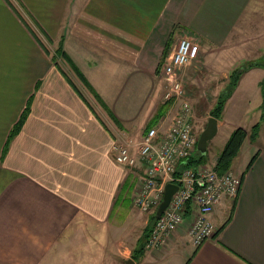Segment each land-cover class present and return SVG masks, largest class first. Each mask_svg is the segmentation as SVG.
<instances>
[{"label":"crops","instance_id":"0c3cea01","mask_svg":"<svg viewBox=\"0 0 264 264\" xmlns=\"http://www.w3.org/2000/svg\"><path fill=\"white\" fill-rule=\"evenodd\" d=\"M184 36L205 64L220 59L223 83L255 64L216 135L258 133L230 167L241 184L215 207L212 237L193 246L186 216L165 247L134 261L158 208L133 205L147 165L116 163L113 146L139 141L152 122L160 134L172 125L181 104L163 111L157 67ZM258 49L264 0H0V264H264V59L239 62Z\"/></svg>","mask_w":264,"mask_h":264},{"label":"built area","instance_id":"2783aa9c","mask_svg":"<svg viewBox=\"0 0 264 264\" xmlns=\"http://www.w3.org/2000/svg\"><path fill=\"white\" fill-rule=\"evenodd\" d=\"M198 53L199 42L184 36L171 47L163 61L161 72L166 83L163 98L181 100L169 129L160 134L156 128H151L135 143L129 140L113 146L116 163L134 167L138 155L147 164L143 184L133 197L141 212L159 206L168 183L177 186L162 215L150 229L146 250L165 247L186 216L190 218L187 235L193 246H200L215 231L211 221L215 207L224 197L233 199L241 184L240 177L231 170L218 173L214 165L207 163L190 167L181 164L198 151L197 136L190 119L191 106L186 100L182 78L183 68L194 61Z\"/></svg>","mask_w":264,"mask_h":264},{"label":"rangeland","instance_id":"374dc122","mask_svg":"<svg viewBox=\"0 0 264 264\" xmlns=\"http://www.w3.org/2000/svg\"><path fill=\"white\" fill-rule=\"evenodd\" d=\"M258 50L264 53V49ZM239 59H243L239 61L241 64L242 62L244 63L245 60L256 61L258 59H264V55H258L254 57L253 55L250 56L248 52L245 53V55H243L242 58ZM213 61L216 62V65H213L211 63H209V65L205 64V59H203V55L201 53H198L195 60L192 61L188 66L184 67L182 70V78L184 89L186 92V100H188L191 106L190 119L197 139L201 132L204 130L207 124V120L209 119V110L215 102V92L217 91V88L220 87L222 89L225 86V83H223L224 81L219 78V75L216 71L220 70V73H223V71H221V68L217 69V67L220 66V64L218 63L220 59H213ZM248 64L249 63H244L241 66H247ZM237 66L233 67V69H231L230 71L236 68H240L239 66ZM209 68L212 70L214 69V71H211ZM177 102L181 104V100H177ZM249 114L252 115L253 112L252 110L248 109L246 115L248 116ZM247 118L248 117H244L242 122H246ZM231 131L232 130L230 129V127L226 126L216 136H214L210 141H208L206 153V161L208 165L213 166L215 164L217 156L222 150L226 141L228 140ZM245 155L246 150H244V153L243 151H241L237 158H235L233 165L236 167L243 159V157H245Z\"/></svg>","mask_w":264,"mask_h":264},{"label":"trees","instance_id":"16d2710c","mask_svg":"<svg viewBox=\"0 0 264 264\" xmlns=\"http://www.w3.org/2000/svg\"><path fill=\"white\" fill-rule=\"evenodd\" d=\"M169 50H170V46L168 44H166L164 47L163 53H162L161 60H160L158 67H157V72H161V69L163 67V61L166 58V56L168 55ZM254 65L255 64H250L247 66L236 68L230 72V74L227 78V81L225 82V86L223 87L222 91L216 96L215 102H214L213 106L211 107V109L209 110V118L212 117V118H215L217 120L221 119L225 103L231 97V95H232L234 89L236 88L241 76L244 74V72H246L249 68H251ZM71 66L73 69H75V71H77L75 66L72 63H71ZM77 73H78V71H77ZM164 104H165V106H163V108H164L163 111L165 112V110L168 109V106H170L172 104V101L171 100L165 101ZM26 110L27 109H25L23 115L18 120V122L15 124V126H13V128L11 130V134H10L11 136L12 135L14 136L19 131L21 124L24 120ZM164 112H160L161 115H163ZM154 124H155V122L154 123L152 122L146 128V131L153 128ZM257 133H258V125H254L250 129V132H247L242 128H236L230 134L228 140L226 141L222 150L218 154L216 162L214 164V170L218 173H223L227 170H230V167H231L234 159L238 156L245 140L249 139V141H254L256 136H257ZM204 163H207L206 154L202 156L197 151L196 156L194 155L193 157L190 158L188 165L190 166V165L204 164ZM154 217H155V215L152 216V219L150 220V225L148 226V228L146 230L144 243H141L139 245V247L132 253L131 258L134 261H137L139 259V254L142 253V250L145 247V242H146V239H147L148 234L150 232V229L153 225Z\"/></svg>","mask_w":264,"mask_h":264},{"label":"water","instance_id":"95a60500","mask_svg":"<svg viewBox=\"0 0 264 264\" xmlns=\"http://www.w3.org/2000/svg\"><path fill=\"white\" fill-rule=\"evenodd\" d=\"M217 132V119L210 117L204 130L201 132L197 139V150L203 156L207 153V144ZM177 190L174 184H167L164 189L163 200L158 208L157 215H161L164 208L168 205L172 194ZM124 264H135L133 260L129 259Z\"/></svg>","mask_w":264,"mask_h":264},{"label":"bare ground","instance_id":"6f19581e","mask_svg":"<svg viewBox=\"0 0 264 264\" xmlns=\"http://www.w3.org/2000/svg\"><path fill=\"white\" fill-rule=\"evenodd\" d=\"M184 86V85H183ZM164 99V98H163ZM164 101H168V100H165L164 99ZM138 158H140L138 155H137V159ZM140 160H142L141 158H140ZM189 160H190V158L186 161V162H183V163H181L182 164V166L184 167V166H189L188 165V162H189ZM143 161V160H142ZM145 162V161H144ZM146 163V162H145ZM147 165V164H146ZM196 165H199V164H196ZM190 166H195V165H190ZM189 166V167H190ZM145 173H146V171H145ZM144 178H145V176H144ZM144 181V180H143ZM142 184H143V182H142ZM168 184H172V183H168ZM142 186V185H141ZM173 195V194H172ZM163 200V199H162ZM162 202V201H161ZM161 204V203H160ZM160 204H159V206H160ZM133 205L138 209V207L134 204V202H133ZM159 206L158 207H156V208H159ZM152 210V209H151ZM150 210V211H151ZM149 211V212H150ZM149 212H143V213H149ZM163 212V211H162ZM161 215H162V213H161ZM161 215H159V216H157L156 218H155V220H154V222L161 216Z\"/></svg>","mask_w":264,"mask_h":264}]
</instances>
